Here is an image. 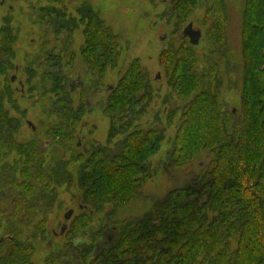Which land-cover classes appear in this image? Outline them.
<instances>
[{
  "label": "trees",
  "instance_id": "1",
  "mask_svg": "<svg viewBox=\"0 0 264 264\" xmlns=\"http://www.w3.org/2000/svg\"><path fill=\"white\" fill-rule=\"evenodd\" d=\"M199 1L174 2L177 25L185 23ZM204 1L210 3L206 11V22L210 24L204 36L211 54L223 56L225 0ZM53 14L49 24L65 28L64 18L56 11ZM81 14L86 22L83 62L101 78L108 67L114 66L116 46L92 8L84 7ZM241 37V104L237 113L225 109L217 64L207 59L206 75L196 72L195 46L181 40L179 49L161 55L162 64L171 73L174 92L185 101L191 97L181 110L168 161L181 166L207 153L208 170L199 188L170 191L141 217L112 222L120 208L138 198L143 182L150 177L149 162L163 140V131L156 128L128 132L131 121L126 119L127 112L134 113L137 108L138 114L144 112L143 103L149 98L146 93L138 95L148 85L145 77L130 67L118 86L111 89L113 94L104 105L106 116L110 117L108 143L123 134L114 149L94 145L89 151L78 153L76 145L68 159L58 157L49 166L37 144L28 148L12 145L10 150L25 160L22 166L15 163L5 193L0 194L2 198L5 194L11 196L16 205L7 215L10 226L3 236L13 240L0 245L7 246L0 252V264H32L34 247L30 239L49 240L52 235L43 219L34 225L32 235L23 237L31 226V218L26 222L21 212L25 210L26 216L35 209L50 213L57 202V188L64 185L75 190L81 215L71 222L77 224L75 227L65 230L63 246L50 247L43 264H264V0H244ZM8 38L6 45L10 44ZM61 62L62 57L53 54L45 63L53 70L54 81L58 79L54 82L56 90L67 91L59 79L61 74L55 71ZM62 103L64 106H60ZM60 104L55 112L72 121H78L87 110L83 101L77 110L68 100ZM6 123V116L0 115V140ZM73 135V131L66 134L69 139ZM4 139L14 142L8 135ZM71 165L74 167L70 170ZM20 204L26 206L18 207ZM107 207L110 210L102 225L92 231L94 216ZM210 212L215 216L209 222ZM112 223L114 234L107 236ZM88 230L89 242L74 243L81 231ZM234 236L236 249L230 251L226 238Z\"/></svg>",
  "mask_w": 264,
  "mask_h": 264
},
{
  "label": "rangeland",
  "instance_id": "2",
  "mask_svg": "<svg viewBox=\"0 0 264 264\" xmlns=\"http://www.w3.org/2000/svg\"><path fill=\"white\" fill-rule=\"evenodd\" d=\"M176 1L5 0L4 5L0 4V115L7 118V123L1 130L5 135L0 140V194L5 193V185L15 163L22 166L25 160L24 156L10 150L14 144L25 148L30 144H37L43 152L42 158L49 166H52L58 157L68 159L71 149L76 148V145H79L78 153H85L94 145L114 149L117 142L123 138V134L116 135L108 143L110 117L106 116L104 105L113 94L109 88L118 86L130 67L136 72L139 71L148 85H145L138 95L146 93L149 94V98L143 103L144 112L138 114L139 108L134 110V113L127 112L126 119L131 121L128 132L156 128L163 131V140L159 152L149 162L150 177L143 182L138 198L120 208L112 222L141 217L168 192L190 186L199 188L204 183V174L208 170L210 160L207 153L204 152L192 163L181 166L171 165L168 161V153L178 130L181 110L191 97L185 101L174 92L171 73L162 64L161 55L170 49H179L181 40L188 42V39L181 35L183 29L191 23L194 30L201 31L202 36L193 49L196 72L199 75H206L209 67L207 59L213 60L219 68L218 77L221 82L219 89L225 109L239 112L241 21L244 0L224 1L227 23L224 30L223 56L211 54V46L204 36L210 24L206 22V11L210 3L200 0L190 11L185 23L179 26L173 11V4ZM84 7L92 8L98 14L116 46L114 66L108 67L101 78L97 71L90 69L83 62L82 58L86 22L83 21L81 10ZM53 11L64 18L65 28L58 29L56 25L49 24L54 16ZM48 14L52 16L48 18ZM6 35L10 36L9 45L5 44ZM53 54L62 57L61 65L55 71L61 74L59 79H62L67 91L56 90L54 82L58 79L54 81L51 76L53 70L45 63L48 55ZM15 68L18 69L17 72ZM67 70L74 76L78 72L81 75L82 86L74 80L73 92H69L71 89L66 76ZM11 76H16L14 83L9 81ZM62 100L70 101L75 110L83 101L87 110L78 121L66 119L55 112L56 105ZM172 111H175V116H169ZM27 121L31 122L34 130L26 124ZM80 130L82 132H79ZM70 131H73L74 135L69 139L66 134ZM7 135L14 142H6L8 140L4 138ZM70 167L71 170L74 166ZM75 193L74 189L65 185L58 187L57 202L50 213L44 214L42 210L35 209L27 212L26 216L25 210L21 212V217L26 222L29 218L32 219L31 226L25 230L23 237L32 235L34 225L43 219H46L52 235L49 240L40 237L30 239L29 242L34 247L32 264H43L51 246L59 249L66 242L67 237L63 235L65 231L60 235L61 227L66 225L68 230V227L74 226L71 222L81 215V204ZM14 206L16 205L12 203L11 196L5 194L4 198L0 197V237L7 235L10 226L7 215L12 212ZM25 206L26 204L18 205L21 208ZM69 210L72 211V215L65 221L64 215ZM109 210L110 207L105 208L94 216L93 224L88 223L92 231L102 225L103 217ZM213 216L215 213L208 214L209 222ZM112 226L115 224L110 225L107 236L114 234ZM90 232L88 230L86 234L85 231H81L79 237L74 239V243L89 242L87 236ZM226 242L230 251L236 249V236L226 238ZM6 247L0 248V252ZM217 250H220V247Z\"/></svg>",
  "mask_w": 264,
  "mask_h": 264
},
{
  "label": "water",
  "instance_id": "3",
  "mask_svg": "<svg viewBox=\"0 0 264 264\" xmlns=\"http://www.w3.org/2000/svg\"><path fill=\"white\" fill-rule=\"evenodd\" d=\"M182 37L188 39V42L191 46H197L200 39H201V31L200 30H194L192 27V24L189 23L182 31ZM162 40V38L160 39ZM13 80V79H12ZM74 86L71 87V92L74 91ZM112 89V88H109ZM72 215V211L69 210L65 215H64V220L68 221ZM66 229V225H63L60 230V235L64 233ZM6 240L12 241L13 238L9 236L5 237H0V245L3 244ZM91 259H94V256L91 257Z\"/></svg>",
  "mask_w": 264,
  "mask_h": 264
},
{
  "label": "flooded vegetation",
  "instance_id": "4",
  "mask_svg": "<svg viewBox=\"0 0 264 264\" xmlns=\"http://www.w3.org/2000/svg\"><path fill=\"white\" fill-rule=\"evenodd\" d=\"M4 3H5V0H2L1 1V5H4ZM17 68H15V71L17 72ZM66 76H67V80L69 81V83H70V89H71V87L72 86H74V80L75 81H77V83L79 84V85H81L82 86V81L80 80L81 79V75H80V73L78 72V73H76V76H74V74L71 72V71H66ZM13 79V80H12ZM15 79H16V76H11L10 77V82L11 83H14L15 82ZM22 86V85H21ZM26 124L29 126V127H31L32 128V124H31V122H29V121H27L26 122ZM33 130H34V127L32 128ZM79 132H82V130H80Z\"/></svg>",
  "mask_w": 264,
  "mask_h": 264
}]
</instances>
